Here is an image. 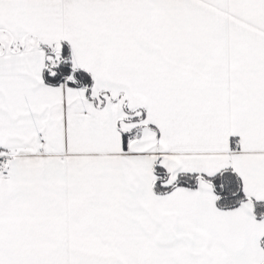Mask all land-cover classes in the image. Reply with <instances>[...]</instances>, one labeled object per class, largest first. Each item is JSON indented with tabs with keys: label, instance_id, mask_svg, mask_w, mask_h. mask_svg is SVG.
Listing matches in <instances>:
<instances>
[{
	"label": "snow or ice",
	"instance_id": "obj_1",
	"mask_svg": "<svg viewBox=\"0 0 264 264\" xmlns=\"http://www.w3.org/2000/svg\"><path fill=\"white\" fill-rule=\"evenodd\" d=\"M0 264H264V0H0Z\"/></svg>",
	"mask_w": 264,
	"mask_h": 264
}]
</instances>
